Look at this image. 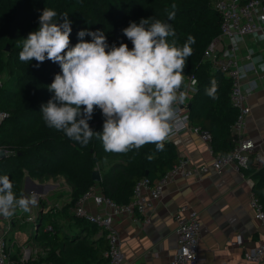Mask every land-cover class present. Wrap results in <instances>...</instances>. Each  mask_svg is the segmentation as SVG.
Instances as JSON below:
<instances>
[{
	"label": "trees",
	"instance_id": "obj_1",
	"mask_svg": "<svg viewBox=\"0 0 264 264\" xmlns=\"http://www.w3.org/2000/svg\"><path fill=\"white\" fill-rule=\"evenodd\" d=\"M46 7L56 11L58 17L68 14L72 29L69 47L80 42L78 32L87 29L103 31L109 46L124 43L131 50L133 45L122 30L141 19L169 23L176 35L168 40L174 39L178 47L189 36L194 37L192 54L186 58L184 68V73H193L197 78L189 111L193 124L212 133L215 154H226L232 148L231 126L237 117V109L230 101L231 78L223 70L213 69L204 58L206 47L221 32L222 15L212 0H0V73L6 70L8 74L0 87V108L8 113L0 123V144L9 151L0 157V177L10 178L17 197L23 195L26 175L40 180L62 176L72 189L71 200L58 211L67 227L51 214L40 218L44 229L38 235L53 245L45 260L28 264H110L105 255L107 231L75 216L72 206L95 185L116 203L125 204L132 199L139 179L161 177L178 157L168 140L163 151H157L155 144H146L126 153H111L104 150L95 135L87 145H81L47 125L41 106L54 96L48 86L61 73L60 66L46 59L37 67L35 60L19 59L24 39L38 30L39 16ZM172 11L175 16L169 20ZM83 39L91 42L92 38L86 35ZM213 79L217 83L215 98L206 93ZM104 119L102 111L94 108L88 123L95 133H102ZM97 169L99 181L92 177ZM242 171L251 178L253 192L264 205V163L251 161ZM99 229L101 234L95 237Z\"/></svg>",
	"mask_w": 264,
	"mask_h": 264
},
{
	"label": "clouds",
	"instance_id": "obj_2",
	"mask_svg": "<svg viewBox=\"0 0 264 264\" xmlns=\"http://www.w3.org/2000/svg\"><path fill=\"white\" fill-rule=\"evenodd\" d=\"M174 16L172 11L168 19ZM71 31L67 13L58 17L46 7L38 30L28 34L19 53L21 61L35 60L37 67L46 59L60 66L61 73L48 86L54 96L41 106L47 125L81 145L95 135L106 152L126 153L146 144L163 151L165 142L184 127L177 106L187 98L180 89L195 38L189 36L178 47L174 39L168 40L176 35L169 23L149 19L130 22L122 30L131 50L124 43L109 46L103 31L87 29L79 31L80 42L69 47ZM86 35L91 42L83 39ZM216 91L213 79L206 93L215 98ZM94 108L105 118L102 133H95L88 123ZM36 205L35 194L17 197L10 178L0 177V217L11 218L18 209L27 213Z\"/></svg>",
	"mask_w": 264,
	"mask_h": 264
},
{
	"label": "crops",
	"instance_id": "obj_3",
	"mask_svg": "<svg viewBox=\"0 0 264 264\" xmlns=\"http://www.w3.org/2000/svg\"><path fill=\"white\" fill-rule=\"evenodd\" d=\"M246 52L252 53L263 74L255 88H251L247 81L243 84L251 106L246 133L254 139L264 159V30L241 39L240 54ZM168 142L175 149L178 161L188 157L193 163L202 164L210 162L215 155L208 143L191 130L181 132ZM58 178L66 182L67 190L71 192L66 179L62 176L55 179ZM252 186L249 176L231 166L222 172L211 171L199 177L178 176L165 187L154 205L138 216V220L129 215L115 216L113 225L119 231L124 264H172L178 248L176 228L179 215L187 213L186 209L196 210L201 222L200 264H264V257L260 262L246 259V253L264 241V223L250 206ZM94 188L102 193L99 185ZM84 205L94 213L109 211L92 198L85 200ZM19 219L13 218L10 227L8 220L0 217V237L5 238L15 258L19 257L20 245L30 240L35 228V225H27ZM20 224L22 227L18 226ZM62 225L65 228L68 223L63 221ZM25 226L29 228L21 231ZM100 234L101 229L95 237ZM238 235L243 236V244L232 245L230 240Z\"/></svg>",
	"mask_w": 264,
	"mask_h": 264
},
{
	"label": "built area",
	"instance_id": "obj_4",
	"mask_svg": "<svg viewBox=\"0 0 264 264\" xmlns=\"http://www.w3.org/2000/svg\"><path fill=\"white\" fill-rule=\"evenodd\" d=\"M213 6L222 15L221 32L205 49L204 58L209 60L214 69H221L231 78L230 101L237 109V117L231 126L234 144L226 154H215L208 163L195 164L190 158L183 157L174 164L165 174L157 179L142 177L139 179L133 191L132 199L125 204H118L103 193H98L91 187L83 197L72 206L71 211L77 217L86 219L107 231L108 248L105 255L110 264H124V252L121 247L119 231L114 227V218L118 215H129L138 220L161 197L165 187L178 176L199 177L211 171L222 172L231 166L237 171H242L252 161L257 165L264 163L263 156L256 142L246 133L247 118L251 112V106L243 91L245 81L251 88H255L262 72L252 53L240 54V41L244 36L264 30V0H212ZM228 43L230 46H228ZM180 91L186 94L184 104L178 105V116L184 123V127L175 131L170 137L181 132L191 130L206 141L214 152L212 133L199 125L192 123L189 104L193 93L197 90V78L193 73H184ZM3 77L0 74V87ZM8 116L5 110L0 108V123ZM169 138V139H170ZM92 198L101 206H106L109 211L91 212L85 205V200ZM250 206L255 216L264 223V205L254 192L251 194ZM187 213L181 215L176 228L178 248L172 258V264H200L202 260L199 254V240L201 222L198 212L194 209H186ZM184 210V211H186ZM183 210L181 212H184ZM40 226V225H39ZM37 227V232L38 228ZM232 245H242L243 236L238 235L231 239ZM264 257V241H260L254 250L246 253L248 261L260 262ZM34 247L24 244L20 247L19 257L15 258L8 247L5 238L0 237V264H28L37 261ZM38 264H49L39 262Z\"/></svg>",
	"mask_w": 264,
	"mask_h": 264
},
{
	"label": "rangeland",
	"instance_id": "obj_5",
	"mask_svg": "<svg viewBox=\"0 0 264 264\" xmlns=\"http://www.w3.org/2000/svg\"><path fill=\"white\" fill-rule=\"evenodd\" d=\"M7 48H9V45L7 46ZM0 74L3 77V81L8 76L6 70L1 72ZM8 153L9 151L5 149L4 145L0 144V157ZM67 186L68 185L66 184V182H63L60 178L40 180L38 178L26 175L23 179V196L30 197L32 194H35L37 205L35 207H32L30 212L27 213L18 209L11 218H7L10 227L12 226V219L16 217H19V220L26 222L27 225H35L30 240L21 244L20 246L26 243H31L36 251L38 258L41 260H45L47 251H50L53 243L51 245V243L46 240V238L38 235L39 233H42L44 229L43 225H40V218H44V216L46 217V214H51L52 217H57V220H60L61 222L64 221L59 215L58 211L60 210L62 205L67 203V200H71V192L67 190ZM67 192L69 193L67 194ZM18 226L22 227L21 224ZM38 226L39 228L37 232ZM28 228V226H25V229H22L21 231H24Z\"/></svg>",
	"mask_w": 264,
	"mask_h": 264
},
{
	"label": "water",
	"instance_id": "obj_6",
	"mask_svg": "<svg viewBox=\"0 0 264 264\" xmlns=\"http://www.w3.org/2000/svg\"><path fill=\"white\" fill-rule=\"evenodd\" d=\"M92 177L94 180H101V174H100V171L99 170H94L93 174H92Z\"/></svg>",
	"mask_w": 264,
	"mask_h": 264
}]
</instances>
